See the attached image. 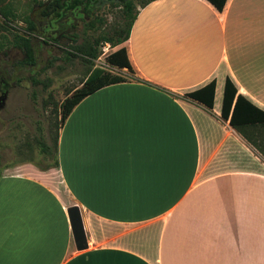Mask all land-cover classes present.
Here are the masks:
<instances>
[{"label": "crops", "instance_id": "0c3cea01", "mask_svg": "<svg viewBox=\"0 0 264 264\" xmlns=\"http://www.w3.org/2000/svg\"><path fill=\"white\" fill-rule=\"evenodd\" d=\"M136 10L113 47L130 65L113 67L123 81L83 97L58 129L62 191L31 164L0 174V264H264L252 209L264 155L220 115L226 77L264 111V0ZM211 80V108L186 95Z\"/></svg>", "mask_w": 264, "mask_h": 264}, {"label": "rangeland", "instance_id": "374dc122", "mask_svg": "<svg viewBox=\"0 0 264 264\" xmlns=\"http://www.w3.org/2000/svg\"><path fill=\"white\" fill-rule=\"evenodd\" d=\"M17 14L7 30L0 28L8 39L11 32H22L26 18L37 20L40 10L48 0H8ZM137 2V1H134ZM137 7V5L135 6ZM47 18V17H46ZM45 21V18H43ZM120 8L114 3L104 2L95 7L93 15L70 19L58 25L53 31V39L44 36L32 37L35 53L33 66H18L23 58L22 51L8 41L1 40L0 46V174H10L22 164L33 166L51 165V160L39 152L36 137L40 133L50 145L48 119L54 120L51 113L53 104L57 105L79 86L85 70L97 66L110 73L117 72L105 61V55L113 50L108 46L104 55L99 47L98 56L92 65L80 57L68 56L74 52L76 44L93 41L103 34H110L112 26L120 23ZM104 43H101V46ZM33 80L39 81L32 84ZM264 141V138L262 139ZM49 178L59 188L60 179L57 169H47ZM252 209L258 211V226L264 227V187H258Z\"/></svg>", "mask_w": 264, "mask_h": 264}, {"label": "trees", "instance_id": "16d2710c", "mask_svg": "<svg viewBox=\"0 0 264 264\" xmlns=\"http://www.w3.org/2000/svg\"><path fill=\"white\" fill-rule=\"evenodd\" d=\"M137 1V2H134ZM153 0H48L40 12L37 20L26 18L25 26L22 32H11L8 39L4 33L0 35L1 40L8 41L14 47L19 48L23 53V58L17 63L18 66H33L35 63L34 47L31 38L48 36L53 39V31L58 25L67 23L71 18L89 19L93 15L95 7L101 3H114L120 8L121 21L112 26L110 34H103L93 41H86L76 44L73 47L74 52L68 51V56H78L80 59L92 65V61L99 54V45L108 43L110 46L120 44L127 39L129 29L136 15V5L143 7ZM217 10H221L225 0H207ZM47 17V18H46ZM45 18V21L43 20ZM17 19V14L8 0H0V28L7 30L11 22ZM105 61L108 65L117 68L129 69L125 49L120 46L117 49L105 55ZM123 77L117 73H110L97 66H91L85 70L84 77L80 80L79 86L75 87L72 92L65 96L59 104H53L51 113L55 115L54 120L48 119V134L51 140L49 145L43 135L40 133L35 142L38 145L39 152L51 160V165L37 167L41 170H47L50 167L57 168L56 142L58 129L63 123L72 107L83 97L95 91L96 89L123 81ZM39 81L33 80L32 84ZM214 82L211 80L204 86L187 93L190 98L203 103L207 108L212 106ZM220 115L228 124L239 132L251 145L264 155V111L257 108L246 100L243 96L236 93L232 82L228 77L224 80L223 93L221 99Z\"/></svg>", "mask_w": 264, "mask_h": 264}, {"label": "water", "instance_id": "95a60500", "mask_svg": "<svg viewBox=\"0 0 264 264\" xmlns=\"http://www.w3.org/2000/svg\"><path fill=\"white\" fill-rule=\"evenodd\" d=\"M67 218L71 230L73 243L76 249L86 247L85 234L81 222L79 209L76 205H70L66 208Z\"/></svg>", "mask_w": 264, "mask_h": 264}, {"label": "built area", "instance_id": "2783aa9c", "mask_svg": "<svg viewBox=\"0 0 264 264\" xmlns=\"http://www.w3.org/2000/svg\"><path fill=\"white\" fill-rule=\"evenodd\" d=\"M108 43H106V42H104V44H102L101 46H100V49H102V51H103V53H102V55H104V53H105V51L107 50V48H108Z\"/></svg>", "mask_w": 264, "mask_h": 264}]
</instances>
